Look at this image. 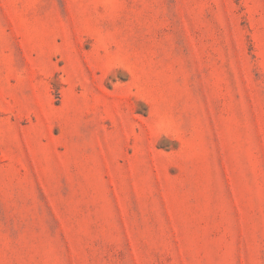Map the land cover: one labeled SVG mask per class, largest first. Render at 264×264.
<instances>
[{"label":"rangeland","instance_id":"obj_1","mask_svg":"<svg viewBox=\"0 0 264 264\" xmlns=\"http://www.w3.org/2000/svg\"><path fill=\"white\" fill-rule=\"evenodd\" d=\"M0 264H264V0H0Z\"/></svg>","mask_w":264,"mask_h":264}]
</instances>
